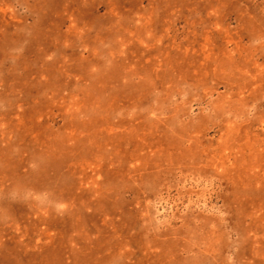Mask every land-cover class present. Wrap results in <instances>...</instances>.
<instances>
[{"label":"rangeland","instance_id":"1","mask_svg":"<svg viewBox=\"0 0 264 264\" xmlns=\"http://www.w3.org/2000/svg\"><path fill=\"white\" fill-rule=\"evenodd\" d=\"M0 264H264V0H0Z\"/></svg>","mask_w":264,"mask_h":264}]
</instances>
